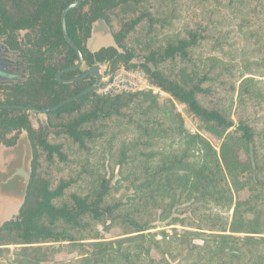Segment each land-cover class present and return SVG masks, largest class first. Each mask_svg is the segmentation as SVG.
Masks as SVG:
<instances>
[{
	"label": "trees",
	"instance_id": "trees-1",
	"mask_svg": "<svg viewBox=\"0 0 264 264\" xmlns=\"http://www.w3.org/2000/svg\"><path fill=\"white\" fill-rule=\"evenodd\" d=\"M74 2L0 0V23L36 31L31 79L14 89L31 92L32 108L94 84L55 79L77 62L60 25ZM98 21L115 47L91 53ZM66 29L83 66L62 80L95 65L141 70L170 99L95 91L48 113L47 129L33 114L0 116V129L27 133L33 155L24 204L0 228V264H264V0H82ZM173 102L218 150L186 130ZM157 222L173 228L150 232Z\"/></svg>",
	"mask_w": 264,
	"mask_h": 264
},
{
	"label": "water",
	"instance_id": "water-1",
	"mask_svg": "<svg viewBox=\"0 0 264 264\" xmlns=\"http://www.w3.org/2000/svg\"><path fill=\"white\" fill-rule=\"evenodd\" d=\"M81 3L82 0H76L75 3L69 5L62 11L61 27L63 38L68 46L74 51L77 57V62L73 67L67 68L58 73L55 79L60 84L71 85L87 78H93L94 84L80 94L61 102L52 108L38 109L32 107L0 106V110H18L34 115L46 116L48 113L55 112L61 107L75 102L87 94L95 92L99 88L103 72L99 66H92L83 75L74 79H61L63 74L77 71L83 66L82 55L79 49L70 40L66 30V17L68 13L77 9ZM97 23L103 24L104 22L98 21ZM94 25L92 27L91 35L93 34ZM111 47H115L114 41L113 46ZM44 129H47V126H44ZM32 159V148L26 133L19 137L17 142L11 147H6L0 144V228L11 220H14L24 204L31 175Z\"/></svg>",
	"mask_w": 264,
	"mask_h": 264
},
{
	"label": "flooded vegetation",
	"instance_id": "flooded-vegetation-1",
	"mask_svg": "<svg viewBox=\"0 0 264 264\" xmlns=\"http://www.w3.org/2000/svg\"><path fill=\"white\" fill-rule=\"evenodd\" d=\"M80 6L78 8H80ZM3 11L9 12L8 8H4V7H3ZM12 11L16 12V9L14 10L12 9ZM17 19L18 18H15L12 24H14L15 20ZM1 21L2 23H0V106H16V107L31 108V92L22 93L19 90L17 91L14 89L16 87H20L22 85L27 84L31 79V75H32L31 52H33L34 50L33 44L35 42L36 31L31 30V27L26 28L24 30L21 29L12 30L13 28H9L11 26L9 25H8L9 27L4 26L3 19H1ZM60 25H61V16H60ZM61 31H62V27H61ZM42 51L45 52V48H43ZM91 53H95V52H91ZM61 57L62 56L57 57L56 55L52 56L53 60L60 59ZM51 60H48V62H50ZM95 66H99L101 68L100 65H95ZM102 67H104V69L101 68L103 70L102 72V79H103L105 76V71H109V70L106 65ZM14 103H19L20 105H15ZM27 103H29L30 106L22 105ZM0 111L15 112V113L0 114V116L7 119V122H17L19 118H23L22 114L16 113L18 110H0ZM19 112H23V111H19ZM26 114L29 115L28 119L31 122V113H26ZM24 133L26 132L23 130H18V128H13V127H8V129L1 128L0 144L6 147H11L15 144V142H17L18 138L21 137Z\"/></svg>",
	"mask_w": 264,
	"mask_h": 264
},
{
	"label": "rangeland",
	"instance_id": "rangeland-1",
	"mask_svg": "<svg viewBox=\"0 0 264 264\" xmlns=\"http://www.w3.org/2000/svg\"><path fill=\"white\" fill-rule=\"evenodd\" d=\"M97 30L100 32L99 34L101 35V37L105 38L102 41V44H104L103 46H108V45H112L113 44V40H112V31L111 29L105 24H99L97 26ZM239 44L241 47H244V42L243 40L239 39ZM142 64L143 62L140 61L139 59H135L132 60L131 64ZM102 69H104V67L101 66ZM153 95L157 96L160 100H166V99H170L169 96L167 95H159V94H155L152 91H150ZM175 109L177 111V113H179L180 117L183 120L184 123V127L186 128V130H188L190 133L192 134H199L201 137H203L206 141L209 142V144L216 150H218L220 142L215 139L214 137L210 136L209 134L201 131L199 129V124L197 121H195L194 119H192L185 111V109L183 107H181L180 105H177L175 102H173ZM32 121L34 124H39V126L44 127L46 126V116L43 115H34L32 116ZM117 178H114V181ZM112 184H114V182L112 181ZM173 228L172 227H168L166 223H161V222H157L154 224V229L151 230L150 232H161V231H169V229ZM177 229H180L179 227H176ZM229 232L227 231V234ZM105 238H111L114 237L116 235L115 232L112 233H108V234H104ZM239 237H243L244 235H237ZM10 250L13 249V247H9Z\"/></svg>",
	"mask_w": 264,
	"mask_h": 264
},
{
	"label": "built area",
	"instance_id": "built-area-1",
	"mask_svg": "<svg viewBox=\"0 0 264 264\" xmlns=\"http://www.w3.org/2000/svg\"><path fill=\"white\" fill-rule=\"evenodd\" d=\"M141 91H152L155 94L166 95L148 82L143 71L125 68H120L113 73L105 71V76L96 90V95L134 94Z\"/></svg>",
	"mask_w": 264,
	"mask_h": 264
},
{
	"label": "crops",
	"instance_id": "crops-1",
	"mask_svg": "<svg viewBox=\"0 0 264 264\" xmlns=\"http://www.w3.org/2000/svg\"><path fill=\"white\" fill-rule=\"evenodd\" d=\"M98 25H99L98 23H96L94 25L93 34L91 35V37L88 39V41L86 43L87 49L90 52H96V51H98L101 48L113 46V44L112 45H108V46H103L104 44H102V41L105 38L101 37V35L99 34L100 32L97 30V26Z\"/></svg>",
	"mask_w": 264,
	"mask_h": 264
}]
</instances>
